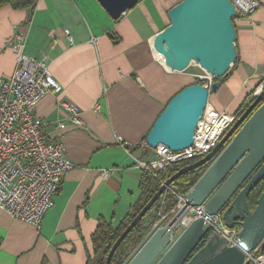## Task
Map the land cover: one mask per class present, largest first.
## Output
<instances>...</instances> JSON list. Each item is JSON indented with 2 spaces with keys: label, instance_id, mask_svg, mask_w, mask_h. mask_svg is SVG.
<instances>
[{
  "label": "crops",
  "instance_id": "1",
  "mask_svg": "<svg viewBox=\"0 0 264 264\" xmlns=\"http://www.w3.org/2000/svg\"><path fill=\"white\" fill-rule=\"evenodd\" d=\"M179 1L137 0L117 19L100 0H37L29 20L26 9L0 8V75L15 69L16 53L6 41L21 32L23 52L44 60L60 86L34 113L74 164L39 228L0 209V264H90L100 251L93 242L99 225L116 229L132 212L140 194L138 161L155 158L145 136L169 99L193 83L190 73L170 70L154 47L169 24L168 10ZM259 2L250 19L233 18L237 59L208 97L218 111L236 112L264 79V0ZM61 101L79 109L85 129L72 126Z\"/></svg>",
  "mask_w": 264,
  "mask_h": 264
},
{
  "label": "water",
  "instance_id": "2",
  "mask_svg": "<svg viewBox=\"0 0 264 264\" xmlns=\"http://www.w3.org/2000/svg\"><path fill=\"white\" fill-rule=\"evenodd\" d=\"M100 2L117 19L137 0ZM234 16L230 0H180L168 10L169 24L154 40L164 64L172 71L182 72L193 62L214 80L208 86L189 84L169 99L145 136L149 148L154 150L158 145H165L178 151L192 145L209 94L217 90L219 79L236 59ZM208 163L186 194L182 209L164 226L156 228L126 264H245L246 255L258 245L264 252V191L253 209L249 202L251 191L264 178L263 88L210 152L165 179L119 234L104 264L110 263L117 246L150 211L168 185L183 173ZM202 203L205 213H222L226 226H240L235 244L228 245L225 237L203 226L202 217L193 219L172 238L185 214Z\"/></svg>",
  "mask_w": 264,
  "mask_h": 264
},
{
  "label": "built area",
  "instance_id": "3",
  "mask_svg": "<svg viewBox=\"0 0 264 264\" xmlns=\"http://www.w3.org/2000/svg\"><path fill=\"white\" fill-rule=\"evenodd\" d=\"M230 1L235 9L233 18L241 15L250 19L260 6L259 0ZM64 34L71 41L68 29H64ZM24 44L25 37L21 32L7 39L6 46L16 53V65L11 75H0V209L14 219L39 228L45 213L54 204L64 174L74 164L67 158L64 143L48 137L44 131L46 123L34 113L36 105L46 95L59 92L60 86L44 60H36L23 52ZM263 88L264 79L251 90L245 104L236 112L218 111L208 100L195 129L192 145L178 151L158 145L154 149L155 158L138 161V167L156 175L172 163L195 161L205 156ZM61 106L72 126L86 128L74 104L61 101ZM93 110L100 112L98 103L94 104ZM56 125L61 129L66 127L63 122ZM117 141L123 147L129 145L121 137ZM106 173L104 171L103 175ZM164 181L161 180V184ZM167 190H172L171 185L166 187L165 192ZM187 193L177 194L178 207L185 203ZM197 217L204 219L203 226L225 237L228 245L235 244L240 227H227L221 213H205L204 203L187 212L178 225H188ZM158 227L153 225L154 230ZM259 250L258 245L249 252L245 263L264 264V252L260 250L257 253Z\"/></svg>",
  "mask_w": 264,
  "mask_h": 264
},
{
  "label": "trees",
  "instance_id": "4",
  "mask_svg": "<svg viewBox=\"0 0 264 264\" xmlns=\"http://www.w3.org/2000/svg\"><path fill=\"white\" fill-rule=\"evenodd\" d=\"M36 2L37 0H0V8L3 5H10L13 9H26L28 10L27 20H29L34 10ZM236 59H237V55H236ZM195 83H202V82L198 80ZM134 149L136 148H133V150ZM146 149L151 150V148H149L147 145H146ZM192 161H182L179 163H172L169 166H167L164 170L158 171L156 175H153L149 171L141 169V181L139 184L140 194L137 202L133 205L132 212L124 219V221L116 229H112L110 226H106V225H99V227L93 234L95 252H97L100 249V252L102 253L101 257L98 259L96 264H104L105 257L112 244L115 242V240L122 232V230H124L126 225L140 210V208L158 190V188L161 185V180L169 178L179 168L183 167L184 165ZM208 166L209 163L202 166L199 169L185 172L182 175H180L177 178V180L171 183L172 190H167L165 193L162 194L164 195V201H165V205H164L165 213L170 212L176 206L178 202L177 194H184L185 192L189 191V189L196 183V181L200 178V176L204 173V171L207 169ZM263 191H264V178L251 191L249 195V202L251 209L254 208L257 198L260 196V194ZM157 201L154 203L152 207L155 206ZM142 220L136 226H134L133 229L120 242L114 254L112 255L109 264H126L127 259L132 254V252L135 250L137 251L144 243L145 239L149 237L148 235L150 234V230L152 229L153 220H151L147 225H143ZM257 253H260V250ZM245 264H252V263L246 262Z\"/></svg>",
  "mask_w": 264,
  "mask_h": 264
},
{
  "label": "rangeland",
  "instance_id": "5",
  "mask_svg": "<svg viewBox=\"0 0 264 264\" xmlns=\"http://www.w3.org/2000/svg\"><path fill=\"white\" fill-rule=\"evenodd\" d=\"M183 73H190L191 74V81L193 83H195L196 81L200 80L202 82L201 84L206 85V86H208V84L210 83L211 79L214 80V78L213 77L211 78V76L206 71H204V69H202L199 65H197V64H195L193 62L190 64V66L187 69H185L183 71ZM163 198H164V195L160 196V199L157 201L155 206L150 209V211L146 214V216L142 220V224L143 225H147L151 220H153L152 229L150 230V234L148 236H150L151 233L154 231V229H153V225L154 224H157L160 227L164 226L171 219V217L174 214H176V212L180 208V207H178V203H177V205L173 208V210H171L168 213H165V211H164L165 201L162 200ZM186 226L187 225H185L184 223H180L179 225L177 224V226L175 227V230L172 233V238L173 239L176 238L184 230V228ZM234 227H240V226L239 225H234V226L229 227V228H234ZM135 251H133L132 254L129 256V258L127 259V262L136 253ZM101 254L102 253L99 251V254L96 255V257H94L90 261V264H96L98 259L101 257Z\"/></svg>",
  "mask_w": 264,
  "mask_h": 264
},
{
  "label": "bare ground",
  "instance_id": "6",
  "mask_svg": "<svg viewBox=\"0 0 264 264\" xmlns=\"http://www.w3.org/2000/svg\"><path fill=\"white\" fill-rule=\"evenodd\" d=\"M162 59H163V58H162ZM207 73H208V72H207ZM208 74H209V73H208ZM209 75H210V74H209ZM210 76H211V75H210ZM211 78H212V76H211ZM181 207H182V205H180V208H179V210H180V209H182ZM179 210H178V211H179Z\"/></svg>",
  "mask_w": 264,
  "mask_h": 264
},
{
  "label": "flooded vegetation",
  "instance_id": "7",
  "mask_svg": "<svg viewBox=\"0 0 264 264\" xmlns=\"http://www.w3.org/2000/svg\"><path fill=\"white\" fill-rule=\"evenodd\" d=\"M198 247H200V245H199ZM195 250H196V249H195Z\"/></svg>",
  "mask_w": 264,
  "mask_h": 264
}]
</instances>
